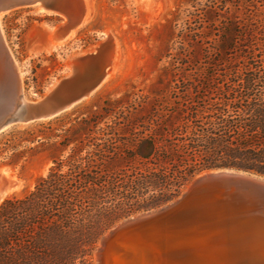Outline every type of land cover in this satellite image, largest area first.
I'll return each mask as SVG.
<instances>
[{
  "label": "trees",
  "instance_id": "16d2710c",
  "mask_svg": "<svg viewBox=\"0 0 264 264\" xmlns=\"http://www.w3.org/2000/svg\"><path fill=\"white\" fill-rule=\"evenodd\" d=\"M189 34L181 37L177 56L194 42L202 49L199 39L209 37L196 34L195 40ZM233 34L225 27L221 51L236 43ZM230 72H220V81L208 77L179 86L174 100L163 101L158 94L148 114L137 120L138 132L120 136L128 151L90 149L94 143L85 138L91 131L85 119L68 128L59 150L75 144L68 157L51 155L48 175L39 177L33 190L0 204V264H95L93 249L112 224L132 211L173 200L198 172L234 168L264 176V66ZM60 120L31 123L38 131H10L4 144L15 140L14 152L4 159L9 164L27 160L26 151L19 150L22 142L54 139L43 130H53ZM124 175L128 179L118 183Z\"/></svg>",
  "mask_w": 264,
  "mask_h": 264
},
{
  "label": "rangeland",
  "instance_id": "374dc122",
  "mask_svg": "<svg viewBox=\"0 0 264 264\" xmlns=\"http://www.w3.org/2000/svg\"><path fill=\"white\" fill-rule=\"evenodd\" d=\"M91 3L92 17L79 29L74 41L63 46L51 40L52 29L66 19L57 12H41L35 5H27L10 9L2 17L5 41L23 73V93L29 101L43 97L54 83L72 72L73 61L80 63L109 34L115 37L118 50L114 75L90 97L59 115L61 120L53 130H43L44 134H55L54 139L22 142L19 150L26 151L27 160L9 164L4 156L12 155L15 140L11 144L4 142L10 131L26 128L38 131L37 127L18 123L0 134L3 150L0 179L5 169L4 177L12 187L0 204L6 198L33 190L38 178L48 175L53 165L51 155L58 154L62 161L68 157L75 144L59 151L66 131L76 128L84 119L91 128L90 135L85 137L94 143L90 149L128 151L120 136L138 132L137 120L148 114L159 95L163 101L174 100L173 90L179 86L208 77L220 81L218 75L225 69L232 74L264 66V0H91ZM192 11L196 12L194 18L190 15ZM209 15H214L215 20L210 22ZM227 26L228 30L233 29L236 43L221 51L218 40ZM184 34L195 40L196 34L209 37L205 41L198 38L204 45L202 49L194 42L177 56V46ZM67 169L64 167L62 171ZM127 179L125 175L116 178L121 184ZM130 195L138 198L135 192ZM144 210L149 209L122 216L105 232L121 219ZM98 244L99 240L92 252L95 264Z\"/></svg>",
  "mask_w": 264,
  "mask_h": 264
},
{
  "label": "water",
  "instance_id": "95a60500",
  "mask_svg": "<svg viewBox=\"0 0 264 264\" xmlns=\"http://www.w3.org/2000/svg\"><path fill=\"white\" fill-rule=\"evenodd\" d=\"M36 3L65 16L52 35L62 38L73 23L66 0H0V13ZM97 51L87 56L105 51L112 57L114 39ZM111 57L103 59L101 71L89 60L88 73L64 77L43 97L24 103L19 69L0 32V134L14 124L53 119L91 96ZM94 253L97 264H264V176L234 168L198 172L178 197L118 221Z\"/></svg>",
  "mask_w": 264,
  "mask_h": 264
},
{
  "label": "bare ground",
  "instance_id": "6f19581e",
  "mask_svg": "<svg viewBox=\"0 0 264 264\" xmlns=\"http://www.w3.org/2000/svg\"><path fill=\"white\" fill-rule=\"evenodd\" d=\"M65 4H66L65 11H66L67 14H69L71 16V21L73 23H71L72 26H71L70 30L62 38H60V39L57 40V42H59L58 44H55L57 46H63V45H66L68 43L73 42L74 39H75V36H76L77 32L79 31V29L92 17V13H93V8H92L91 0H66V3ZM34 5H35V8L38 11H41L42 12L43 10H46V11L53 12L52 10H49V9L45 8L43 5H41V3L33 4V6ZM80 12L82 13V15L80 14ZM4 14H5V12H1L0 13V32L3 35L4 39H5L4 32H3V29H2V26H1V20H2V17H3ZM56 28L57 27H55V29H52V32H53L52 35L54 34V31L56 30ZM48 36L50 37L51 36V33H49ZM108 37H112L114 39V42H115V53L113 54L112 57H111V55L109 56V53L108 52H105V51L104 52L103 51H100V53H99L98 56H96L97 54L96 55H93V58L94 59H92V57H90V56L89 57L87 56L91 51H97L98 49H100L101 48V45L107 40L106 39L104 42H102L100 44L99 47L93 48L86 55H84L83 58H81V60H80L81 65H80V63H76L75 61H73L72 62V65L73 66H76V69L73 70L72 69L73 66H71V70H73V71L68 76H66L65 78L72 77L73 74H75V75L77 74V76H78V75H81V74H84V73H88V72H86V68H87V65L89 64V60H91V62L96 60L95 61L96 66L93 68V70L94 71L95 70L101 71V67L103 66V59H106V61L108 62L109 59H110V57L112 59L111 66L107 70L103 71L102 73L100 72L103 75V78L99 82L96 90L103 84V82L106 79L111 78L114 75V73L116 71V68H117L116 62H117V50H118V47H117V42H116L115 37L112 34H109ZM51 40H53L52 39V36H51ZM15 63L17 65L16 60H15ZM80 66H82V67H80ZM17 67L19 69L20 79L22 80V74L23 73H22V71H21V69H20V67L18 65H17ZM80 68L82 70H80ZM96 79H98V78H96ZM22 90H23V88H22ZM23 95H24V93H23ZM88 97H90V96H88ZM22 101L24 103L32 102V101L26 100L24 96L22 98ZM4 172H5V169H3L1 171V179L0 180H1V184L2 185L0 186V191H2L3 188H4V186H6L8 184V181L4 177ZM15 185L16 184H14V186ZM11 188L12 187H10L7 190L6 195L12 190ZM3 197H5V194L2 196V198ZM2 198H0V200Z\"/></svg>",
  "mask_w": 264,
  "mask_h": 264
}]
</instances>
